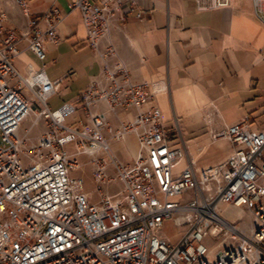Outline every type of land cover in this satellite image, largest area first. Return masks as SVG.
<instances>
[{
  "label": "built area",
  "instance_id": "obj_1",
  "mask_svg": "<svg viewBox=\"0 0 264 264\" xmlns=\"http://www.w3.org/2000/svg\"><path fill=\"white\" fill-rule=\"evenodd\" d=\"M13 1L23 11L30 2ZM195 1L198 10L208 11L232 0ZM251 1L264 24V0ZM70 9L80 12L86 43L102 60L98 76L77 99L90 127L65 125L74 111L70 105L49 108L59 82L49 81L42 69L24 77L14 65L23 38L42 61L45 43L60 42L64 15L52 8L29 20L18 36L5 28L7 15L0 13V264H264V130H251L244 118L214 131L213 140L231 145L229 156L209 168L190 162L176 172L187 157L178 124L170 129L163 122L154 95L132 80L111 42L101 49L117 19L134 12L143 19L139 0L123 6L117 0H73ZM99 104L109 112L136 110L131 122L112 132L117 142L136 138L130 163L113 156L103 139L110 128L103 113L93 111ZM31 115L32 126H48L35 141L20 134ZM81 155L89 158L95 201L85 181L71 176ZM228 207L244 213L245 226L223 216ZM167 222L184 229L175 244L162 237ZM222 236L227 246L211 251L208 240Z\"/></svg>",
  "mask_w": 264,
  "mask_h": 264
},
{
  "label": "crops",
  "instance_id": "obj_2",
  "mask_svg": "<svg viewBox=\"0 0 264 264\" xmlns=\"http://www.w3.org/2000/svg\"><path fill=\"white\" fill-rule=\"evenodd\" d=\"M72 1L30 0L23 11L13 0H0V13L7 15L5 28L18 36L28 30L29 20L52 8L64 15L57 30L59 44L46 42L40 61L23 38L14 65L24 77L30 69H42L49 81L59 82L48 100L49 108L55 111L70 105L74 111L65 125L90 127L91 120L77 99L98 76L102 60L86 43V29L80 12L70 9ZM117 1L123 6L126 0ZM139 7L143 19H137L136 12L117 19L101 49L111 42L132 80L146 84L154 95L163 122L170 129L178 124L187 157L175 167L176 172L190 162L197 169L221 163L232 148L225 139L213 140L212 132L244 118L251 121V130H264V24L252 1L232 0L229 7L208 11L198 10L195 0H139ZM39 28L44 30L45 24L40 22ZM93 111L105 116L110 129H104L102 136L113 156L130 163L138 151L136 138L128 135L117 142L112 132L131 122L136 110L109 112L99 104ZM29 128L48 126L41 122ZM78 159L89 173L91 186L85 191L92 197L89 158L81 155Z\"/></svg>",
  "mask_w": 264,
  "mask_h": 264
},
{
  "label": "rangeland",
  "instance_id": "obj_3",
  "mask_svg": "<svg viewBox=\"0 0 264 264\" xmlns=\"http://www.w3.org/2000/svg\"><path fill=\"white\" fill-rule=\"evenodd\" d=\"M244 4H246V2H243ZM34 118V117H32ZM33 120V119H32ZM31 119H29L27 122L23 123V126L20 130V134L22 136H24L25 134L28 135V137L32 140L35 141L36 139H38L44 131L47 130V128H29L32 126L33 123H31ZM41 123V122H40ZM85 156V155H84ZM71 176L73 178H82L85 181V186L84 189H88L90 188V183H89V173L86 171L85 167H80L74 171H72ZM93 187V186H92ZM91 187V188H92ZM93 194L92 197L96 200L99 198V195L96 193L95 188L93 187ZM237 212V213H236ZM231 211L227 210V211H223L222 214L224 217H226L229 220H233V221H244L243 224H246V216L244 214H242L240 216V212L235 211V215L233 217H231ZM184 231L183 228H178L175 227L173 225L172 222H167L164 225V228L162 230V237H164V239H166L169 243L171 244H175L176 242L179 241L181 233ZM208 244L210 245V250L211 251H215L216 249H219L221 247H225L227 246V242L225 237H219V238H215V239H209L208 240Z\"/></svg>",
  "mask_w": 264,
  "mask_h": 264
},
{
  "label": "bare ground",
  "instance_id": "obj_4",
  "mask_svg": "<svg viewBox=\"0 0 264 264\" xmlns=\"http://www.w3.org/2000/svg\"><path fill=\"white\" fill-rule=\"evenodd\" d=\"M33 117V115H31L30 116V118L29 119H31V123H33L34 122V118H32ZM28 119V120H29ZM33 119V120H32ZM28 120H26V122L28 121ZM129 145V149L131 150V151H134V145H132V143H130V144H128ZM227 210H230L232 213H231V217H233L234 215H235V211H238V212H240V216L242 215V214H244L242 211H240V210H237V209H231V208H226V210L225 211H227ZM237 213V212H236ZM237 215V214H236ZM235 215V216H236ZM246 224H243V226H245Z\"/></svg>",
  "mask_w": 264,
  "mask_h": 264
}]
</instances>
